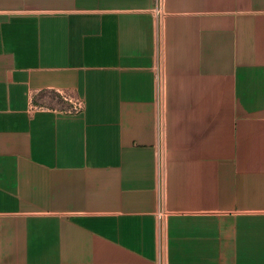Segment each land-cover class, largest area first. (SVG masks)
<instances>
[{"label":"crops","instance_id":"0c3cea01","mask_svg":"<svg viewBox=\"0 0 264 264\" xmlns=\"http://www.w3.org/2000/svg\"><path fill=\"white\" fill-rule=\"evenodd\" d=\"M161 1L0 0V264H264V0Z\"/></svg>","mask_w":264,"mask_h":264},{"label":"built area","instance_id":"2783aa9c","mask_svg":"<svg viewBox=\"0 0 264 264\" xmlns=\"http://www.w3.org/2000/svg\"><path fill=\"white\" fill-rule=\"evenodd\" d=\"M153 13L156 19V24L158 28L160 27L161 21H162V1L161 0H156V3L153 7ZM156 80H157V93L159 95H162L163 92V71L162 67L160 64L157 63L156 65ZM83 108V100L80 98H75L72 101V106L70 108L71 111L78 112ZM161 120V119H160ZM163 212H159L158 215L162 216Z\"/></svg>","mask_w":264,"mask_h":264}]
</instances>
